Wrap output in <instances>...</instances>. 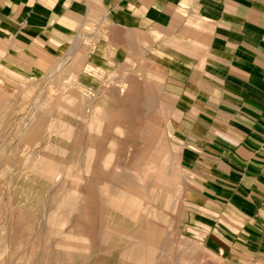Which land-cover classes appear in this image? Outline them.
<instances>
[{
  "label": "rangeland",
  "instance_id": "1",
  "mask_svg": "<svg viewBox=\"0 0 264 264\" xmlns=\"http://www.w3.org/2000/svg\"><path fill=\"white\" fill-rule=\"evenodd\" d=\"M130 80L0 65V264H264L191 218L164 95Z\"/></svg>",
  "mask_w": 264,
  "mask_h": 264
},
{
  "label": "crops",
  "instance_id": "2",
  "mask_svg": "<svg viewBox=\"0 0 264 264\" xmlns=\"http://www.w3.org/2000/svg\"><path fill=\"white\" fill-rule=\"evenodd\" d=\"M54 63L163 93L191 218L264 260V0H0V65Z\"/></svg>",
  "mask_w": 264,
  "mask_h": 264
}]
</instances>
